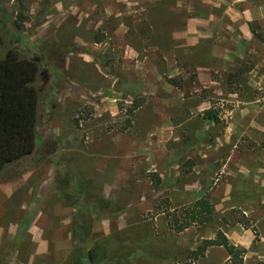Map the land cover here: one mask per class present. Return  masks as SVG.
Instances as JSON below:
<instances>
[{"label": "crops", "instance_id": "crops-1", "mask_svg": "<svg viewBox=\"0 0 264 264\" xmlns=\"http://www.w3.org/2000/svg\"><path fill=\"white\" fill-rule=\"evenodd\" d=\"M81 2L55 26V31L72 28V44L77 49L75 42L85 46L72 68L64 56L62 69L68 70V76L59 95L67 93L76 107H80L82 90L99 95L98 100L84 103L101 124L83 130L84 142L73 129L72 139L56 143L61 151L58 161L66 159L78 168L84 160L100 165L101 172L114 165L111 181L116 187L144 172L150 192L163 184L169 203L173 198L184 201V221L190 220L187 213H199L196 203L205 200L212 214L207 222L196 220L183 230L184 248L193 250L221 232L242 251L237 258L241 264H264V0ZM96 8L99 20L93 18ZM70 17L72 25L65 27ZM109 20L115 26L109 28ZM93 24L101 29L100 42L83 40ZM110 39H115L118 58L101 63L98 58L107 60L115 50L110 49ZM150 39L151 43H145ZM96 47L99 53L93 51ZM119 102L129 106V121L121 130L105 123L122 114ZM48 110L53 112L52 104ZM15 181L3 195L11 206L19 188ZM139 196L144 199L145 194ZM68 207L69 214L59 218L60 229L72 227L75 205ZM19 208H25L23 202ZM26 208L31 210L29 205ZM132 208L138 220L145 209L154 210L152 227L171 231L168 218H162L164 211L154 205L140 201ZM53 214L60 217L61 207H54ZM102 219L93 222L94 229H109V221ZM136 224L141 222L133 227ZM21 226L25 233L30 231L27 224ZM5 235L6 229L0 228V245L12 243L10 233L3 241ZM36 241V252L24 254L25 260L4 253L0 264L90 262L87 257L78 260L70 250L64 255L49 254L48 241ZM75 242L71 236L64 238L68 247ZM230 259L222 246H210L197 263L233 264Z\"/></svg>", "mask_w": 264, "mask_h": 264}, {"label": "rangeland", "instance_id": "rangeland-1", "mask_svg": "<svg viewBox=\"0 0 264 264\" xmlns=\"http://www.w3.org/2000/svg\"><path fill=\"white\" fill-rule=\"evenodd\" d=\"M81 1L21 0L18 2L17 0H0V59L7 50L12 48L22 57L37 59L40 77L36 86L42 93H46V90L50 91L41 100L37 149L31 156L6 170L9 171L7 172L9 175L15 171L14 177L9 176V179L0 177V228L4 231L6 229L3 241L8 233L13 238L10 245L6 246L3 243L0 245V254L13 253L25 260L24 254L35 253L38 245L36 240L41 238L48 241L47 253L49 254L64 255L68 250L72 253L74 249H80L85 254L84 256H87L89 252L93 251L96 255L95 264L103 260L105 263L107 262L106 264H206L202 260L197 263V259L203 254V252L198 253L203 242L193 250L186 249L184 248V231L179 233L172 229H170L171 231L164 228L156 230L152 227L150 220L153 221L154 216L157 215L154 210L151 212V210L145 209L139 220L137 215L132 213L134 210L132 207H136L140 201H145L147 206L154 205L157 210L164 211L163 220L167 221L168 218L170 223L176 218L180 222H184V205H182L184 201L173 198L172 203H169L166 197L167 190L163 184L159 185L154 190L155 192H150L149 184L143 181L144 172H141V176L138 174L135 175L137 177L131 176V180L125 181L124 186L116 187V183L113 184L111 181L116 166L103 167L101 172L100 165L96 167L80 160L78 168H73L72 162L69 164L66 159L65 163L58 161L60 150H52L56 143L61 141L67 143L72 139L74 137L71 134L73 129L78 133L77 136H80V142H84L86 136L83 130L101 124L100 119L90 116L92 110L89 111L84 103L85 100H98L99 95L92 93L91 96L87 91L84 93L82 90L80 92V107H76V104L67 98V93L59 95L55 92L56 86L47 85L50 77L48 68L44 64L46 61L43 56L45 49L43 43H48L47 48L50 43L73 47V52L64 55L69 68H72L71 65L76 61L75 57L79 54L78 52H84L83 44L75 42L80 49L72 44L75 41L70 36L72 28L66 27L72 25L70 19L73 21V17L67 18V24H64L66 28L55 31V26L64 17L63 14L72 13L76 9V5H81ZM70 4L73 6L70 7ZM80 8L83 9V7ZM19 14H22L23 20L17 19ZM93 18L98 20L101 18L99 8H96ZM16 21L20 24L19 29L14 24ZM115 24V21L109 20V28ZM94 28L91 33L84 35L83 40L87 42L100 38L101 29L99 26ZM151 41L150 39L145 43H151ZM109 43L111 44L110 49L115 50L109 52L113 55L108 53L111 58L107 60L98 58L101 63H113L118 58L115 39H110ZM96 48L98 49H93V51L99 53L97 52L100 50L99 47ZM36 52L39 53V57L36 56ZM97 56L99 55L96 54L95 57ZM57 57L56 72L63 67L62 61L60 63L59 56ZM67 76L68 70L64 71L63 79ZM51 82L56 83L54 78ZM51 104L53 112L48 110ZM119 106L122 114L105 121L107 127H111L113 124L121 130L124 122L129 121V117L126 118V115L129 116L127 112L129 106L124 102H119ZM45 144L47 148L49 147L50 156L46 155L47 149H43ZM63 152L68 155L69 150ZM11 181H15L19 187L16 195L12 198V206L3 200L4 189L6 186L12 185ZM65 184L70 189L65 191ZM67 193L72 194L70 199L67 198ZM140 193L145 194L144 199L139 196ZM75 197H79V207H75V210L71 211L73 212L72 217L79 216L83 220L82 233L77 234V237L82 241L76 240L72 247H68L64 245V238L72 237L73 223H71V229H60L58 224L59 218L62 219L69 214L68 206L71 203L68 200L73 201ZM22 202L25 208L20 209ZM28 205L31 210L26 208ZM58 206L61 207L60 217L53 214V208ZM102 218L109 221L110 227L106 231L101 228L96 230L93 227V222L95 220L100 222ZM124 221H126V228H123ZM136 222H141V224H136L133 227ZM21 224H27L30 231L25 233L24 229L20 228ZM21 232L25 234L18 236ZM32 238L35 239L33 243L31 242ZM117 259H122V261L115 262Z\"/></svg>", "mask_w": 264, "mask_h": 264}, {"label": "trees", "instance_id": "trees-1", "mask_svg": "<svg viewBox=\"0 0 264 264\" xmlns=\"http://www.w3.org/2000/svg\"><path fill=\"white\" fill-rule=\"evenodd\" d=\"M20 2L21 0H17ZM18 20H23L22 14L17 17ZM16 28H20V24L16 21ZM99 39H95V42H100ZM43 43L45 49L43 52L44 63L48 68V76L50 79L47 81L48 86H56V93L58 94L63 88V69L56 72L57 56L59 61L63 63L64 55L73 52V47L64 44H49ZM56 53V55H55ZM38 55V56H37ZM36 56L39 57V53L36 52ZM40 77V67L37 59L31 57H22L14 48L5 52L4 56L0 59V177L9 179L14 177V173L9 175V171H6L9 167L15 165L19 161L31 156L36 149V140L39 135L38 121H39V109L41 100L49 94V91L42 93L38 90L36 82ZM55 79L56 83H52L51 80ZM136 107V105H134ZM55 142V138L53 137ZM57 145L52 150H58ZM47 149V156H50L49 147L44 145L43 149ZM59 151V150H58ZM10 176V177H9ZM7 177V178H5ZM64 190L70 189L66 186ZM86 193V192H85ZM84 195V194H82ZM67 198L70 199L72 194L67 193ZM77 197V196H76ZM71 201L68 200L71 205L79 207L78 198ZM199 206L201 211L195 213L191 211V216H186L188 219L184 222H180L176 218L173 219L169 226L176 232H181L190 223L199 220L200 223L208 221V217L212 214V208L205 200H200L196 203V207ZM82 219L79 216H75L73 219L72 238L74 240H80L77 234L82 233ZM210 246H222L227 253L231 256V263L241 264L237 260L242 251L236 249L229 244L225 236L219 232L217 237L213 240L203 241L201 247L198 249V253H202L207 247ZM72 254L81 259V257H87L90 261L89 264H95L96 255L93 251L89 252L87 256L80 249H74ZM74 257V258H75ZM124 260V259H123ZM233 261V262H232ZM115 262H117L115 260ZM107 263V262H106ZM103 261L97 264H106Z\"/></svg>", "mask_w": 264, "mask_h": 264}]
</instances>
